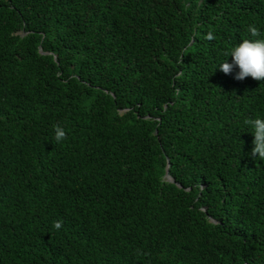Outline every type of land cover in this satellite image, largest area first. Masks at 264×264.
Masks as SVG:
<instances>
[{"label": "trees", "instance_id": "16d2710c", "mask_svg": "<svg viewBox=\"0 0 264 264\" xmlns=\"http://www.w3.org/2000/svg\"><path fill=\"white\" fill-rule=\"evenodd\" d=\"M258 38L264 0H0V264H264V81L217 67Z\"/></svg>", "mask_w": 264, "mask_h": 264}, {"label": "clouds", "instance_id": "9594fccd", "mask_svg": "<svg viewBox=\"0 0 264 264\" xmlns=\"http://www.w3.org/2000/svg\"><path fill=\"white\" fill-rule=\"evenodd\" d=\"M247 31L252 37L261 35L260 30L254 24L249 25ZM207 39H215L212 32L208 33ZM223 55L226 59L217 67L224 74H231L235 68H238V72L234 77L236 80L242 81L247 77H251L257 81H264V39H243L238 45L224 51ZM228 57L232 58L231 63L227 62ZM244 124L251 129L254 137L251 156L264 160V119L248 118L245 119ZM54 132L57 143L66 139V132L61 126L56 125ZM53 227L57 230L60 229L62 222H55Z\"/></svg>", "mask_w": 264, "mask_h": 264}, {"label": "water", "instance_id": "95a60500", "mask_svg": "<svg viewBox=\"0 0 264 264\" xmlns=\"http://www.w3.org/2000/svg\"><path fill=\"white\" fill-rule=\"evenodd\" d=\"M167 180H169V181H174V179L170 176L169 173H167Z\"/></svg>", "mask_w": 264, "mask_h": 264}, {"label": "rangeland", "instance_id": "374dc122", "mask_svg": "<svg viewBox=\"0 0 264 264\" xmlns=\"http://www.w3.org/2000/svg\"><path fill=\"white\" fill-rule=\"evenodd\" d=\"M166 179H167V175H166Z\"/></svg>", "mask_w": 264, "mask_h": 264}]
</instances>
